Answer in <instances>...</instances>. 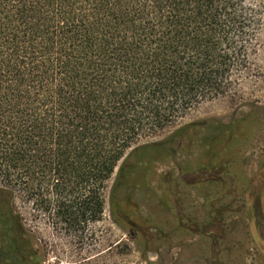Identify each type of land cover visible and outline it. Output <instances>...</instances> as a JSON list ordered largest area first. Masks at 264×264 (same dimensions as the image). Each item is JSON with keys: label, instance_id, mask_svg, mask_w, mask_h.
Returning <instances> with one entry per match:
<instances>
[{"label": "trees", "instance_id": "obj_1", "mask_svg": "<svg viewBox=\"0 0 264 264\" xmlns=\"http://www.w3.org/2000/svg\"><path fill=\"white\" fill-rule=\"evenodd\" d=\"M262 27L252 0H0V217L14 260L37 264L18 193L37 189L61 224L100 221L106 191L139 186L145 159L192 124L132 148L139 138L252 79Z\"/></svg>", "mask_w": 264, "mask_h": 264}, {"label": "rangeland", "instance_id": "obj_2", "mask_svg": "<svg viewBox=\"0 0 264 264\" xmlns=\"http://www.w3.org/2000/svg\"><path fill=\"white\" fill-rule=\"evenodd\" d=\"M252 1L259 7L263 25L251 59L252 79L244 81L236 95L205 100L169 127L137 140L132 148L165 141L177 129L192 124L184 138L165 146L160 155L152 154L147 158L151 162L145 159L139 186L128 188L138 189L136 193L117 194V200L128 198L122 204L123 214L112 211L110 189L105 193L101 220L77 226L54 219L37 189V195L29 199L17 194L12 208L29 236L37 264H217L219 260L222 264H264V0ZM221 130L224 135L218 136ZM211 141H215L212 150ZM258 185L261 200L254 205L245 187ZM158 189H169L171 198H165L169 203L175 189L186 196L180 205L183 217L192 213L199 223L212 218L207 234L192 235L187 224L180 228L178 221L168 220L171 214L166 208L162 213ZM44 195L51 202L55 197ZM205 199L212 201L209 210ZM134 204L143 222L156 224L163 237L141 224L130 227L138 221L126 214ZM136 230L142 237L133 236ZM146 234L155 237L147 240ZM7 245L0 217V264H19ZM223 246L224 252L217 255Z\"/></svg>", "mask_w": 264, "mask_h": 264}, {"label": "flooded vegetation", "instance_id": "obj_3", "mask_svg": "<svg viewBox=\"0 0 264 264\" xmlns=\"http://www.w3.org/2000/svg\"><path fill=\"white\" fill-rule=\"evenodd\" d=\"M217 135L218 136L219 135H224V131L223 130L219 131ZM214 145H215V141H211L210 142L211 150L214 147ZM150 166L151 165H149L148 167H150ZM148 170H149V168H148ZM148 170H146V172ZM258 186H256L255 188L253 187L252 189H250L251 188L250 186L245 187L248 190V192H247L248 199H249L250 202L252 201L254 203V205H255V203L260 204V200H261V198H260V196H261V190L260 189L261 188H260V185H258ZM137 190L138 189H125V190H121L119 193L121 194L122 191H125V192L129 191L132 194V193H136ZM192 191L193 192H197V189H192ZM158 192L160 194V199H159L160 200V205H162V207H163L162 208V210H163L162 213L163 214L166 213V211H165V208H166V210H168V213L171 214V216L168 218V220L173 221V222H177L178 221V225H179L180 228L182 227L183 224H187L188 227H189V231H191L192 235H197L199 233H203L204 231L206 233V230L209 229V226H211L213 224L212 222H210L212 220V218L210 219V221L199 223L198 219H197L198 217H196V215H192V213H190V215H188V216L184 215V217H183L182 214H181L182 211L180 210V205L186 199V196L181 195L179 193L178 189H175L174 191L171 192V196L173 195V200L170 201V203H169V200L165 201L166 197L167 198H171L169 196V194H170L169 189H168V192H167L166 189H158ZM117 194H118V190H114L113 197H111V199L113 198L111 200V204H112L111 206H112V211L114 213H116L117 215H119V214H123L124 213V211L122 209V204H123L124 201H127L128 198L125 199V197L123 196V197H120V200H117ZM130 196L131 195L129 194V197ZM210 200L209 199H205V201H204L206 203L207 210L211 209V206H212V204H211L212 201H210ZM126 214H129V215L133 214L136 217V220H138L133 225H130V227L136 228V226L141 224L142 226H145V228L148 231H155V234H157L160 237H163L164 234L161 233L160 231L156 230V224L155 225L154 224L151 225L148 222H147V224L143 222V220L140 217V213L138 211V206L137 205L134 204L132 210L130 212H126ZM207 215L209 216L211 214H207ZM212 216H214V218L218 219L217 214H214ZM157 228H159V227H157ZM159 229H163V228H159ZM138 232H139V230H136L135 231V235H133V236L134 237H137V236H141L142 237V235H139ZM155 234L154 235L146 234L145 236H146L147 240H152L155 237ZM168 234L170 235L169 232H168ZM224 250L225 249H224V246H223L219 250V252H217V255L218 254H222L224 252ZM211 251H212V247H211ZM214 257H216V259L219 260L218 259L219 256H214ZM214 257L211 256L210 259L211 260H215ZM217 264H222V263H220V260H219Z\"/></svg>", "mask_w": 264, "mask_h": 264}]
</instances>
